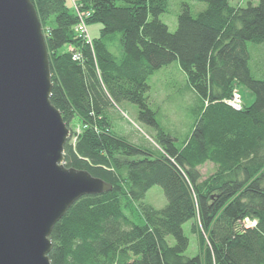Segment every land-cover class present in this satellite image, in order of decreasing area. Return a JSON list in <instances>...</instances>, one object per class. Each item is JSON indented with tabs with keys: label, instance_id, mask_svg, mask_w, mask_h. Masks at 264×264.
<instances>
[{
	"label": "trees",
	"instance_id": "1",
	"mask_svg": "<svg viewBox=\"0 0 264 264\" xmlns=\"http://www.w3.org/2000/svg\"><path fill=\"white\" fill-rule=\"evenodd\" d=\"M194 1L207 8L193 16L183 7L172 33L160 19L170 0H78L90 13L87 26L102 27L91 46L75 32L72 3L32 0L46 37L51 101L70 130L65 165L113 185L80 198L55 225L52 264H264V76L254 74L250 53V44H264V0ZM113 35L121 56L108 46ZM174 63L202 103L182 145L160 126L147 96L150 78ZM239 86L255 99L237 110L226 101ZM124 102L138 106L159 152L116 133L106 108ZM208 162L217 170L203 179L199 168ZM154 186L167 199L160 210L143 202ZM246 218L257 225L246 228ZM190 222L199 247L193 258L185 255Z\"/></svg>",
	"mask_w": 264,
	"mask_h": 264
},
{
	"label": "water",
	"instance_id": "2",
	"mask_svg": "<svg viewBox=\"0 0 264 264\" xmlns=\"http://www.w3.org/2000/svg\"><path fill=\"white\" fill-rule=\"evenodd\" d=\"M52 89L32 0H0V264H52L55 225L80 198L113 190L65 165L70 130Z\"/></svg>",
	"mask_w": 264,
	"mask_h": 264
},
{
	"label": "rangeland",
	"instance_id": "3",
	"mask_svg": "<svg viewBox=\"0 0 264 264\" xmlns=\"http://www.w3.org/2000/svg\"><path fill=\"white\" fill-rule=\"evenodd\" d=\"M71 3V0H68ZM249 2L258 5L260 0H232L233 6L246 7ZM168 11L161 15L160 19L167 24L172 33L177 30V17L181 13L183 7L188 6L193 16L207 8V4L194 0H170ZM89 32L91 36L97 38L99 30L102 28L99 24H90ZM96 36V37H95ZM112 39H120L119 35L111 36ZM117 43L113 42L111 50L115 53ZM251 68L258 77L264 76V44H250ZM151 90L148 93L149 105L157 113V121L160 126L170 133L176 140L178 145L183 142L191 134L198 115L200 114L202 103L199 97L192 91L184 72L178 63L160 70L150 78ZM240 96L241 106L244 107L250 102L253 103L254 95L244 86L237 88ZM110 111V110H109ZM116 119H123L125 127L128 126L130 132L125 135L127 141L140 145L152 152H159L160 149L153 140L154 132L151 128L141 125L138 122L139 108L134 104H124L120 107L113 108L110 111ZM118 117V118H117ZM116 133L123 136L120 132ZM142 158V157H137ZM203 179L214 174L217 167L208 162L200 168ZM147 205H151L156 209H163L167 205V199L164 191L160 186H154L150 189L143 201ZM135 222L143 224V218L138 212L134 211ZM185 234L190 239V246L186 252L189 258L195 257L199 253L198 239L192 232V223L184 226ZM172 244L173 239H170Z\"/></svg>",
	"mask_w": 264,
	"mask_h": 264
},
{
	"label": "built area",
	"instance_id": "4",
	"mask_svg": "<svg viewBox=\"0 0 264 264\" xmlns=\"http://www.w3.org/2000/svg\"><path fill=\"white\" fill-rule=\"evenodd\" d=\"M71 3L79 18V22L75 27V32L76 34H78L80 38L85 40L87 44L92 46L93 44H92V41H91V38L88 32V26H87V21H86V19L90 16V13L86 11H81L78 8V0H71ZM70 50L73 51L72 48H70ZM80 58H81L80 54L75 52L73 55V59L80 60ZM226 103L237 110H240L242 108L241 103H240V96L238 95L237 90L234 91L233 97L229 99L228 101H226ZM244 225L246 228H251L257 225V221L246 218L244 221Z\"/></svg>",
	"mask_w": 264,
	"mask_h": 264
},
{
	"label": "crops",
	"instance_id": "5",
	"mask_svg": "<svg viewBox=\"0 0 264 264\" xmlns=\"http://www.w3.org/2000/svg\"><path fill=\"white\" fill-rule=\"evenodd\" d=\"M92 37H94V36H92ZM107 42H108V46L110 47V49L112 47L113 42L117 43L118 46L115 48L117 52L114 53L112 50L111 51L117 56L123 55L122 54V49H121L120 39L109 38ZM124 104L128 105L129 103L124 102L121 105H124ZM251 104H252V102H250L249 104H246V107H248ZM113 108L115 109L116 106H114L112 104L108 105V108H106L107 109V116L111 120V123L113 124L114 130L116 131V129H117V131L120 132L125 137V135H127L128 132H130V130L128 129V126L125 127V125H123V123H124L123 119H116V117H114V115L110 112ZM137 116H138V114H137Z\"/></svg>",
	"mask_w": 264,
	"mask_h": 264
}]
</instances>
